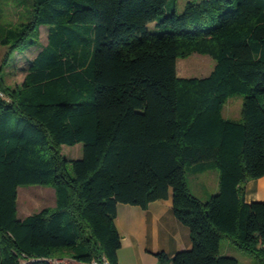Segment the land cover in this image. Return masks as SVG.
<instances>
[{
  "label": "trees",
  "instance_id": "trees-1",
  "mask_svg": "<svg viewBox=\"0 0 264 264\" xmlns=\"http://www.w3.org/2000/svg\"><path fill=\"white\" fill-rule=\"evenodd\" d=\"M33 0L31 18L0 24V264H119L118 204L147 208L173 193L192 247L158 264H239L228 237L264 264V201L246 184L264 176V0ZM172 8L170 11L169 9ZM1 15V12H0ZM164 29L156 32L149 28ZM48 41L21 84L9 57ZM209 54L206 76L182 77L181 56ZM243 96L240 118L223 114ZM83 143L68 159L62 146ZM215 168L207 200L192 166ZM51 184L56 204L18 217V188ZM69 257L74 263L50 259ZM25 261L26 263H24Z\"/></svg>",
  "mask_w": 264,
  "mask_h": 264
},
{
  "label": "rangeland",
  "instance_id": "rangeland-1",
  "mask_svg": "<svg viewBox=\"0 0 264 264\" xmlns=\"http://www.w3.org/2000/svg\"><path fill=\"white\" fill-rule=\"evenodd\" d=\"M188 1L191 0H176V12L182 13ZM32 9L33 0H0V24L3 26H10L27 22L31 18ZM169 10L171 11L172 8ZM149 28L159 33L164 30L155 27L153 24H150ZM47 36L48 25H42L40 40L35 47L23 52H15L9 57L8 62L2 70V75L9 85L15 86L23 82L31 59L34 58L41 47L47 43ZM8 49L9 47L7 45L0 43V65L3 64ZM215 64L216 60L211 55L194 52L178 58L177 72L178 75L182 77L206 76L212 72ZM242 104V95L235 94L230 96L223 108L224 116L240 118ZM62 152L68 159L81 158L83 156V143L79 142L75 145L65 144L62 146ZM190 174L189 172V175ZM203 175L205 178H209L211 183L213 182V185L216 183L217 170L215 168H209L208 172ZM55 204V188L51 184H28L21 185L18 188L17 209L18 217L20 218L38 212L44 207L55 206ZM221 252L222 254L236 257L239 260V264L255 263V256L253 253L240 248L228 237L222 239ZM50 261L55 263H74V260L69 257L50 259ZM23 262L26 263L25 261Z\"/></svg>",
  "mask_w": 264,
  "mask_h": 264
},
{
  "label": "crops",
  "instance_id": "crops-1",
  "mask_svg": "<svg viewBox=\"0 0 264 264\" xmlns=\"http://www.w3.org/2000/svg\"><path fill=\"white\" fill-rule=\"evenodd\" d=\"M198 166H192L188 182L196 196L207 200L219 189L218 171L217 181L213 185L203 175L209 169L195 172ZM246 199L264 201V176L247 182ZM116 225L122 236L119 264H158V252L173 256L180 250L192 247L190 228L174 214L172 192L167 199L152 201L147 208L119 203Z\"/></svg>",
  "mask_w": 264,
  "mask_h": 264
},
{
  "label": "built area",
  "instance_id": "built-area-1",
  "mask_svg": "<svg viewBox=\"0 0 264 264\" xmlns=\"http://www.w3.org/2000/svg\"><path fill=\"white\" fill-rule=\"evenodd\" d=\"M84 264H108V262H106V259L102 262L97 261V260H93L92 263H84Z\"/></svg>",
  "mask_w": 264,
  "mask_h": 264
},
{
  "label": "bare ground",
  "instance_id": "bare-ground-1",
  "mask_svg": "<svg viewBox=\"0 0 264 264\" xmlns=\"http://www.w3.org/2000/svg\"><path fill=\"white\" fill-rule=\"evenodd\" d=\"M106 262H108V260H106ZM89 263H92V261H91V262H89ZM108 264H109V262H108Z\"/></svg>",
  "mask_w": 264,
  "mask_h": 264
}]
</instances>
